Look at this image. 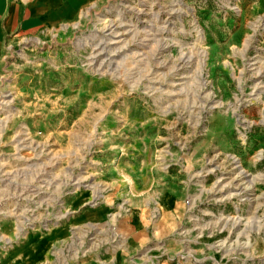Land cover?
<instances>
[{
  "label": "rangeland",
  "instance_id": "374dc122",
  "mask_svg": "<svg viewBox=\"0 0 264 264\" xmlns=\"http://www.w3.org/2000/svg\"><path fill=\"white\" fill-rule=\"evenodd\" d=\"M0 0V264H264V0Z\"/></svg>",
  "mask_w": 264,
  "mask_h": 264
},
{
  "label": "crops",
  "instance_id": "0c3cea01",
  "mask_svg": "<svg viewBox=\"0 0 264 264\" xmlns=\"http://www.w3.org/2000/svg\"><path fill=\"white\" fill-rule=\"evenodd\" d=\"M90 0H17V7L36 24L49 26L76 19Z\"/></svg>",
  "mask_w": 264,
  "mask_h": 264
}]
</instances>
